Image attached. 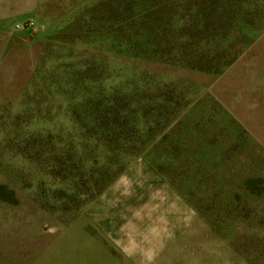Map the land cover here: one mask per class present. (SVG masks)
Returning <instances> with one entry per match:
<instances>
[{
    "label": "rangeland",
    "instance_id": "374dc122",
    "mask_svg": "<svg viewBox=\"0 0 264 264\" xmlns=\"http://www.w3.org/2000/svg\"><path fill=\"white\" fill-rule=\"evenodd\" d=\"M143 6L0 0V264H77L139 159L264 264V0Z\"/></svg>",
    "mask_w": 264,
    "mask_h": 264
},
{
    "label": "crops",
    "instance_id": "0c3cea01",
    "mask_svg": "<svg viewBox=\"0 0 264 264\" xmlns=\"http://www.w3.org/2000/svg\"><path fill=\"white\" fill-rule=\"evenodd\" d=\"M89 210L77 223V264H242L231 243L143 159Z\"/></svg>",
    "mask_w": 264,
    "mask_h": 264
},
{
    "label": "trees",
    "instance_id": "16d2710c",
    "mask_svg": "<svg viewBox=\"0 0 264 264\" xmlns=\"http://www.w3.org/2000/svg\"><path fill=\"white\" fill-rule=\"evenodd\" d=\"M144 2V6L142 7V11L144 10H154L155 8H159L163 2H168L169 0H140Z\"/></svg>",
    "mask_w": 264,
    "mask_h": 264
}]
</instances>
